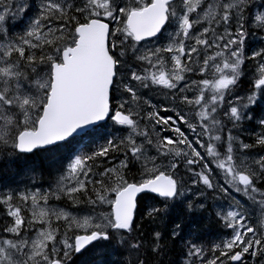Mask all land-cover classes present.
Instances as JSON below:
<instances>
[{
  "label": "snow or ice",
  "instance_id": "obj_1",
  "mask_svg": "<svg viewBox=\"0 0 264 264\" xmlns=\"http://www.w3.org/2000/svg\"><path fill=\"white\" fill-rule=\"evenodd\" d=\"M16 161L52 179L0 191V264H264V0H0Z\"/></svg>",
  "mask_w": 264,
  "mask_h": 264
},
{
  "label": "trees",
  "instance_id": "obj_2",
  "mask_svg": "<svg viewBox=\"0 0 264 264\" xmlns=\"http://www.w3.org/2000/svg\"><path fill=\"white\" fill-rule=\"evenodd\" d=\"M181 215V210L179 208L174 209L169 216V223L172 220L179 219ZM184 228L186 234H190L194 231H199V235L205 241H211V236H217L219 229L214 225L208 222L206 214L193 213L190 216H184ZM119 259V253L117 250L113 249L110 252V257L107 258L106 264H116V260Z\"/></svg>",
  "mask_w": 264,
  "mask_h": 264
},
{
  "label": "rangeland",
  "instance_id": "obj_3",
  "mask_svg": "<svg viewBox=\"0 0 264 264\" xmlns=\"http://www.w3.org/2000/svg\"><path fill=\"white\" fill-rule=\"evenodd\" d=\"M20 26H24L23 24H19ZM15 31H17V32H19V31H21L20 30V28L19 27H17L16 26V28H15ZM250 43L253 45V46H259V42L258 41H256V40H252L251 38H250ZM21 168H27V166H26V164H23V166L21 167ZM23 169V170H24ZM18 172V173H17ZM13 174L14 175H17L18 174V176H17V178H14L13 177ZM10 173V171L9 172H7V175H8V177L10 178L9 180H7L1 187H0V191H4V190H7L8 188H15V189H18V190H23L25 187H26V185H28V187L29 188H31L32 187V181H29L27 184L25 183V181L23 180V178H24V173H21L20 174V171H19V169L17 170V171H15L14 173ZM22 175V176H21ZM46 178L49 180V182H51V179H52V177H48L47 175H46ZM41 183V182H40ZM113 249H109V250H107V251H101L100 249H97V252L99 253V255H96V256H94V259H98V260H101L102 259V257H106L107 255H109L110 254V252L112 251Z\"/></svg>",
  "mask_w": 264,
  "mask_h": 264
},
{
  "label": "bare ground",
  "instance_id": "obj_4",
  "mask_svg": "<svg viewBox=\"0 0 264 264\" xmlns=\"http://www.w3.org/2000/svg\"><path fill=\"white\" fill-rule=\"evenodd\" d=\"M17 27H19L20 28V30L22 31L23 30V26H20V25H17ZM1 163H4V162H1ZM6 166H5V168L7 169V168H9V165L8 164H6V163H4ZM23 164H26V166H27V169H29V168H32V167H30V166H34V167H36L37 165H39L40 167H42L43 168V166L42 165H40V164H33V162H31V161H28V162H24V161H16V162H14L11 166H13V169H16L15 171H17L18 169H19V171L21 172V167L23 166ZM24 169V168H23ZM15 171H10V173H14ZM23 172V171H22ZM18 173V172H17ZM42 173H44L45 174V177H43L42 178V180L41 181H39V180H37V184H44V187H41V189L42 190H47L48 189V187H49V180L46 178V175L48 176V177H50L49 175H48V172L46 171V170H44V168H43V170H42ZM22 176V175H21ZM13 177L14 178H17V176L16 175H14L13 174ZM10 178L9 177H5L1 182H0V187L7 181V180H9ZM18 179V178H17ZM23 180L25 181V178H23ZM29 181H32V180H29ZM29 181H25V183L27 184ZM41 182V183H40ZM27 187H28V185H26ZM32 187H34V185H33V183H32ZM216 237L215 236H211V238H210V240H214ZM108 257H110V254L109 255H107L105 258L104 257H102V259H101V261H103V264H106L107 263V258Z\"/></svg>",
  "mask_w": 264,
  "mask_h": 264
},
{
  "label": "flooded vegetation",
  "instance_id": "obj_5",
  "mask_svg": "<svg viewBox=\"0 0 264 264\" xmlns=\"http://www.w3.org/2000/svg\"><path fill=\"white\" fill-rule=\"evenodd\" d=\"M5 164L4 163H1L0 162V182L5 178V177H8V175H7V172H9V171H15L16 169H13V166H11V167H9V168H5ZM30 167H34V166H30ZM36 170L38 171V172H40L41 173V175L38 177V179L37 180H39V181H41L42 180V178L43 177H45V174L44 173H42V170H43V168L42 167H40L39 165H37L36 167ZM21 169V172H20V174L21 173H24L23 175H24V178H25V181H29V180H32L31 179V177H32V175H33V173L32 172H30L29 171V169H27V168H25L24 170H23V168H20ZM23 171V172H22ZM16 176H18V174L16 175ZM40 188L41 187H44V184L42 183V184H37Z\"/></svg>",
  "mask_w": 264,
  "mask_h": 264
},
{
  "label": "water",
  "instance_id": "obj_6",
  "mask_svg": "<svg viewBox=\"0 0 264 264\" xmlns=\"http://www.w3.org/2000/svg\"><path fill=\"white\" fill-rule=\"evenodd\" d=\"M71 98L72 97L69 96V98H68V100L66 101V104H65V108L68 109V110L71 109L72 106H73V102H69Z\"/></svg>",
  "mask_w": 264,
  "mask_h": 264
}]
</instances>
